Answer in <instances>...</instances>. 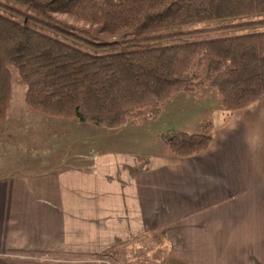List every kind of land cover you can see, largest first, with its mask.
<instances>
[{"label": "crops", "instance_id": "obj_1", "mask_svg": "<svg viewBox=\"0 0 264 264\" xmlns=\"http://www.w3.org/2000/svg\"><path fill=\"white\" fill-rule=\"evenodd\" d=\"M193 94H174L152 121L177 99L187 109L176 128L163 121L153 136L212 120L209 145L183 157L30 147L53 159L42 172L1 174L0 264H37L13 250L72 264H264V94L235 110L222 109L219 94Z\"/></svg>", "mask_w": 264, "mask_h": 264}, {"label": "trees", "instance_id": "obj_2", "mask_svg": "<svg viewBox=\"0 0 264 264\" xmlns=\"http://www.w3.org/2000/svg\"><path fill=\"white\" fill-rule=\"evenodd\" d=\"M20 5L30 10L16 7ZM264 0H0V122L11 101L10 66L25 86L24 101L51 117L106 128L149 119L178 92L215 89L225 110L264 94V30L151 45L181 34L264 24ZM257 18L229 22V19ZM57 29L93 46L139 44L90 53L29 23ZM205 22V26L195 24ZM155 29L154 33L145 34ZM213 122L165 137L168 152L183 157L205 149ZM96 256H107L101 253Z\"/></svg>", "mask_w": 264, "mask_h": 264}, {"label": "rangeland", "instance_id": "obj_3", "mask_svg": "<svg viewBox=\"0 0 264 264\" xmlns=\"http://www.w3.org/2000/svg\"><path fill=\"white\" fill-rule=\"evenodd\" d=\"M20 9H25L26 12L31 13L30 10L16 5ZM260 17H264L261 15ZM257 18L256 16H247L244 18L229 19V22H239ZM31 26L62 40H65L82 50L90 53H107L118 52L126 49L139 48L144 45L146 41L139 44H124L120 46H93L88 43L71 40L72 37L66 33L57 29L42 25L40 23H29ZM198 27L206 25L205 22L195 24ZM264 30V24H244L240 26H231L221 28L218 30H209L196 32L194 34H181L165 40H159L151 45L157 44H171L178 42H185L203 38L226 36L229 34H241L254 31ZM156 30H148L145 34L154 33ZM11 72V101L7 110L5 119L0 122V176L1 174H24L30 172H42L45 169H41L40 166L47 160H52L49 153L36 152L30 147H37L39 145H55L65 144L69 145V149L73 146H85V145H101L108 146L109 144L115 146L120 145L119 149L126 150V152H167L168 146L165 137H169L168 134L163 133L157 137L151 133L162 130L163 121L165 124H170L169 128H176L177 110L182 112V109H187V105H182L183 101L170 100L164 107L163 117L157 122H152L155 119H149L146 114V110L139 111L138 120L129 122L125 126L118 128H106L101 125L92 124L88 122H81L73 118H57L47 116L40 112H37L30 107L24 101L25 86L21 81L17 69L10 66ZM197 97L200 95L208 96L210 93L218 92L210 87H203L194 92ZM172 99V98H171ZM184 107H182V106ZM192 105V104H191ZM162 110V109H161ZM196 114H199L201 109H196ZM185 112V111H183ZM183 114V113H181ZM193 115V114H191ZM159 116V115H158ZM157 116V117H158ZM135 125V126H134ZM106 131H111L108 134ZM124 131L122 134H117ZM76 150V149H75ZM65 155L71 153H62ZM84 155L85 153H81ZM63 156V155H58ZM58 158V157H57ZM14 251V250H13ZM12 254L17 255V258L12 259L19 261L20 263H37V264H72L66 262H60L52 259H40L37 258L36 253L24 252ZM36 256V257H35ZM75 258V257H74ZM87 259V258H86ZM88 261V259H87ZM86 261V262H87ZM77 264V263H73ZM85 264H92L85 263ZM95 264V263H93ZM97 264V263H96Z\"/></svg>", "mask_w": 264, "mask_h": 264}]
</instances>
